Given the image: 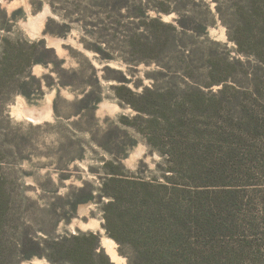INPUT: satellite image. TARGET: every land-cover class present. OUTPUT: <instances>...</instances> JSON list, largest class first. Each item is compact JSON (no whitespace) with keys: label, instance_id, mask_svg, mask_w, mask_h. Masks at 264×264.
I'll return each instance as SVG.
<instances>
[{"label":"trees","instance_id":"1","mask_svg":"<svg viewBox=\"0 0 264 264\" xmlns=\"http://www.w3.org/2000/svg\"><path fill=\"white\" fill-rule=\"evenodd\" d=\"M75 3L78 15L82 16L78 22L93 40L84 42L87 50L106 61L114 60L113 53L119 52L128 63H154L162 69L155 71L153 85L143 87L141 92L126 85L120 88L129 97L119 98L138 112L136 119L149 116L146 122L152 132L150 142L160 146L159 131L164 129L173 146L171 151L164 152L169 167L163 182L115 172L103 177L100 194L109 200L105 205L104 227L118 244L120 255L127 258L128 264H237L244 255L261 250L245 239L235 243L224 258L217 245L219 232L240 229L245 223L241 218L251 196L249 190L256 186L250 182L256 175L264 174V0H76ZM172 15L175 16L172 22L163 20L164 16ZM5 19L8 25L15 20ZM217 20L226 26L238 53L254 58L257 63L251 67L252 89L245 94L236 93L232 100L224 99L226 86L234 74L233 65L242 62L233 63L228 54H220L216 42L206 45L199 41L207 37ZM46 32L54 33L49 26ZM48 54L57 60L54 50L42 41L31 42L23 36L0 39V99L16 94L29 96L27 79H33L31 69L35 65L48 66L51 63ZM86 61L94 71L92 63ZM243 67H248L247 63ZM202 68L210 78L205 87L224 85L218 96L226 101L221 102L226 104L224 112L233 118L232 123L236 122L234 130L225 126L220 129L228 145L220 160L231 178L241 184L225 185L222 189H199L185 184L181 171L184 165L196 161L198 155L181 153L176 148L179 136L197 131L188 112L215 107L210 98L213 96L184 81L193 79V74ZM123 82L130 83L124 76ZM140 87L135 85L136 89ZM83 93L75 103L82 104L83 111H94L102 100V91L95 97L86 89ZM244 97L253 100L254 105H246ZM76 192L78 204L96 200L95 190L89 184ZM9 210L10 202L0 200V224ZM43 233V238L24 235L15 246H0V264H4L3 258L10 260L8 264H21L33 258L45 259L50 264H115L102 250L100 236L95 233L59 236L54 235V230ZM1 234L4 233L0 231ZM123 247L129 251L124 252Z\"/></svg>","mask_w":264,"mask_h":264},{"label":"rangeland","instance_id":"2","mask_svg":"<svg viewBox=\"0 0 264 264\" xmlns=\"http://www.w3.org/2000/svg\"><path fill=\"white\" fill-rule=\"evenodd\" d=\"M75 2L3 0L0 3V39L23 36L31 42L42 41L54 50L57 58L53 60L48 54L51 61L48 66L35 65L31 69L33 79H27L29 96L16 94L0 99V200L10 202V210L0 224V231L4 233L0 236V246H15L24 235L43 238L44 231L54 230L56 236L95 233L100 236L101 248L112 262L128 264L104 227L105 205L109 200L102 197L100 189L103 177L109 172L164 181L163 175L169 167L164 152L173 149L171 138L166 130L160 129V146L152 144L149 140L152 132L146 122L149 116L136 119L138 112L119 98L129 97L121 86L141 92L143 87L153 85L155 71L162 69L154 63H128L119 52L113 53L114 60L106 61L98 53L87 50L84 42L93 40L78 22L82 16L78 15ZM214 7L212 3L213 10ZM5 18L15 20L8 25ZM174 18V15L164 16L163 20L172 22ZM63 24L68 27H62ZM48 26L54 33L46 32ZM199 41L206 45L216 42L220 45V54H228L233 63L242 62L233 65L234 74L227 83L224 99L232 100L236 93L245 94L252 89L249 79L256 60L238 53L220 20L209 28L207 37ZM86 59L92 63L94 71ZM246 63L248 67L244 68ZM107 67L110 70H106ZM123 76L130 83L123 82ZM208 78L202 68L193 74V79L184 80L213 96L210 98L215 107L209 111L203 108L188 112L189 121L197 131L179 136L176 148L181 153L188 151L198 155L196 161L184 165L181 171L185 184L212 190L241 182L231 178L220 160L222 151L228 147L220 129L225 126L234 130L236 122L232 123L233 118L224 112L226 104L221 102L226 101L218 96L224 85L207 88L204 85ZM163 83L161 80L160 85ZM135 85L141 87L136 89ZM84 89L94 97L102 91V100L94 111H83V105L75 103L84 96ZM243 102L250 107L255 103L246 97ZM256 177L250 182L256 186L249 190L251 196L241 218L245 222L243 226L219 232L217 246L224 258L235 243L245 239L253 242L256 250L261 249L244 255L237 264H264V192H260L264 190V174ZM85 184L95 190L96 200L78 204L76 190ZM104 239L114 242L116 259L102 244ZM123 249L129 251L126 247ZM3 260L4 264L10 262L8 258ZM21 264L50 263L33 258Z\"/></svg>","mask_w":264,"mask_h":264},{"label":"bare ground","instance_id":"3","mask_svg":"<svg viewBox=\"0 0 264 264\" xmlns=\"http://www.w3.org/2000/svg\"><path fill=\"white\" fill-rule=\"evenodd\" d=\"M102 242H103L102 244L106 245L108 253L112 255L113 259H116L117 256L115 254L116 252H114V247H113L114 242L110 239H104V241Z\"/></svg>","mask_w":264,"mask_h":264},{"label":"snow or ice","instance_id":"4","mask_svg":"<svg viewBox=\"0 0 264 264\" xmlns=\"http://www.w3.org/2000/svg\"><path fill=\"white\" fill-rule=\"evenodd\" d=\"M3 2V0H0V3H2Z\"/></svg>","mask_w":264,"mask_h":264}]
</instances>
